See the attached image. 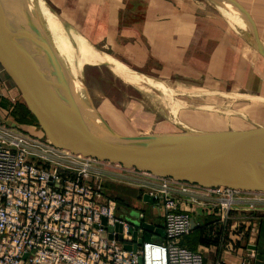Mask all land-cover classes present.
<instances>
[{
	"label": "built area",
	"instance_id": "2783aa9c",
	"mask_svg": "<svg viewBox=\"0 0 264 264\" xmlns=\"http://www.w3.org/2000/svg\"><path fill=\"white\" fill-rule=\"evenodd\" d=\"M6 120L0 118V264H140L141 257V264H203L201 253L181 244L192 230V215L182 205H206L216 195L225 221L239 200L251 210L264 203V192L204 188L69 153ZM102 180L150 195L160 207L164 237L151 232L135 250L123 248L132 241L129 229L138 236L143 230L117 215L118 203L105 196ZM118 223L123 241L114 239Z\"/></svg>",
	"mask_w": 264,
	"mask_h": 264
},
{
	"label": "water",
	"instance_id": "95a60500",
	"mask_svg": "<svg viewBox=\"0 0 264 264\" xmlns=\"http://www.w3.org/2000/svg\"><path fill=\"white\" fill-rule=\"evenodd\" d=\"M210 1L229 7L234 31L264 58L260 40L250 35L236 19L234 3ZM0 63L21 92L26 108L45 137L59 149L204 188L264 192L263 126L118 135L102 118L83 85L88 106L101 127L100 130L93 128L68 90L38 13L25 0H0ZM6 123L18 125L9 119ZM142 200L153 203V198L146 193ZM102 222L105 224L104 220ZM191 227H196L193 219ZM122 228L119 223L114 226L118 232L114 239L123 241ZM138 228L143 233L138 236L137 230L129 229L132 241L124 242L123 248L135 250L150 239L151 232L164 237L163 229L147 221L144 215L140 217Z\"/></svg>",
	"mask_w": 264,
	"mask_h": 264
},
{
	"label": "rangeland",
	"instance_id": "374dc122",
	"mask_svg": "<svg viewBox=\"0 0 264 264\" xmlns=\"http://www.w3.org/2000/svg\"><path fill=\"white\" fill-rule=\"evenodd\" d=\"M25 1L36 6H34L35 10L40 17L47 37L53 42L56 49L61 51H59V54L62 53V55L60 54L58 57L62 63H64L63 60L65 61L63 69L67 75V79L73 84L75 92L78 93L77 91H79L81 96L86 98L87 106L86 92H88L93 105L102 118L118 135L133 136L137 134H154L155 132H182L186 128H183L172 120L169 114L172 110L168 111V109H165V104L163 101L160 104V99L173 96L174 100L194 103L196 105L201 102L196 96L203 92L205 94L211 93L202 102L208 104V106L210 105L211 109H192L187 106V108L180 107L177 110L174 107V110L177 111L176 115L173 114V116L177 117L185 125L202 131H221L230 128H245L247 126L254 127L256 123L264 125V106L262 105H251L247 102L237 101L230 106L233 110H240L239 112L235 111L237 113L232 110L229 113H225V111L216 109L221 104L218 103L220 97L211 92V88L213 87L212 81L207 77L203 80L184 79L182 76H174L172 72L167 71V67L163 68V71L158 72L156 71L157 68L146 70L147 68L141 65L142 61H139L137 57L135 58L132 50L137 39L136 35L131 33L133 30L124 28L123 22L110 21L112 16L117 17L116 11L118 9H124L113 6H111L113 9H110L106 1L102 2L101 6H95L98 0ZM171 3L175 6V3L182 4L183 6L187 4L189 10L200 7V11L202 10L206 15L213 17L212 19H220V25L226 22L231 26L229 20L227 19V21L220 14L221 11H217L207 0H171ZM48 22L51 23V26H49ZM207 27L213 29L212 26ZM75 37L79 42L77 45L74 44V46L72 39H75ZM84 43H87L91 49L86 48ZM92 47L101 53L103 52L109 59L98 57ZM144 47L150 50L149 44L144 45ZM125 49L128 50L126 55L122 53V50ZM130 49L132 53H129ZM70 50H72L71 53H69ZM209 50L210 48H208ZM121 54L124 55L122 56L123 59L120 57ZM132 58L133 62L131 61ZM107 61L117 63L118 68H114L116 72L124 69L125 71H137L148 75V77H152L157 82L161 81L165 83L166 87L172 88L175 94H169V89L168 93L164 92V90L161 92L158 88L159 92L154 89L156 93H146L143 90L135 89L125 84L121 79H118L107 67ZM68 67L71 69L69 70ZM83 85L87 89L86 92L83 89ZM2 87L4 90L12 89L16 94V98H18V101L12 99L8 101L6 97H3L0 105L8 110L7 114H5L6 116L4 115L3 118L6 117L5 119L15 122L23 130L35 136L45 137V133L39 124L36 121L33 122L30 118L31 116L25 112L23 108V104L25 103L21 92L18 91L11 76L7 74L0 63V88L2 89ZM192 89L198 90L194 93L196 96L190 95L186 91ZM223 90L235 91L233 93H241L243 96L253 97L254 95L242 93L240 90L228 86L221 88V91ZM89 111L92 113L90 106ZM102 181L105 196L108 194L111 198L121 202V204H117V215L122 220L130 222L134 227H139L142 215L146 217V220H149L152 205L142 200L144 191L140 187L127 185L123 182L119 183V181ZM159 222L160 224L162 223L161 221Z\"/></svg>",
	"mask_w": 264,
	"mask_h": 264
},
{
	"label": "crops",
	"instance_id": "0c3cea01",
	"mask_svg": "<svg viewBox=\"0 0 264 264\" xmlns=\"http://www.w3.org/2000/svg\"><path fill=\"white\" fill-rule=\"evenodd\" d=\"M105 1L110 9L113 6L127 11L118 9L117 17L112 16L110 21L123 22L124 28L133 30L131 33L137 39L132 50L146 70L157 68L158 72L167 67L174 76L184 79H211L212 90L220 91L228 86L264 98V58L226 22L220 25V19H212L200 11V7L189 10L187 4L175 3V6L171 0H98L95 6ZM231 2L236 7L239 24L264 46V0ZM225 7L230 13L229 7ZM146 44L150 45V50L145 49ZM127 52V49L122 50L124 55ZM124 55L120 57L123 59ZM6 90L0 88V102L3 97L8 101L18 99L12 89ZM7 111L0 105V118ZM256 126L264 125L257 123ZM217 200L213 195L204 200L206 205L190 201L182 205L190 211L196 227L181 244L189 251L201 253L203 264H241L243 260L249 264H264V203L256 204L257 209L251 210L247 201L239 200L230 209L229 217L221 221ZM147 204L152 205L147 221L160 226V207L155 203ZM156 238L162 239L158 234Z\"/></svg>",
	"mask_w": 264,
	"mask_h": 264
},
{
	"label": "bare ground",
	"instance_id": "6f19581e",
	"mask_svg": "<svg viewBox=\"0 0 264 264\" xmlns=\"http://www.w3.org/2000/svg\"><path fill=\"white\" fill-rule=\"evenodd\" d=\"M29 1V0H27ZM210 1V0H209ZM211 2V1H210ZM45 3V2H44ZM213 3V2H211ZM31 4V3H30ZM215 6L221 11L222 15L229 20V23H230V13L227 11L226 7L224 4H221V3H214ZM32 7H34L35 5L31 4ZM36 7V6H35ZM34 7V8H35ZM39 8V7H38ZM55 16V15H54ZM56 17V16H55ZM58 19V17H56ZM61 21V20H60ZM49 26H51V23L48 22ZM231 24V23H230ZM57 25V24H56ZM72 33V32H71ZM47 36V34H46ZM47 39L49 40V38L47 37ZM73 40V45H77L79 40L76 39H72ZM50 41V40H49ZM50 46H51V50L53 51L55 57H57V59L59 60V63L61 65V71L62 73L64 74V78H65V81H66V84H67V87H68V90L71 91V95L74 99V102L76 103V105L79 107V109L81 110L84 118L88 121V123L91 124V126L93 128H95L96 130H100V125L98 122H96V119L94 117V115L89 111V106H87V103H86V98L85 97H82L81 96V93L79 91H77L78 93L75 92V89L73 87V84H71V81L67 79V75L65 74V71L63 69V64L65 63V61L63 60L64 63L61 62V60L59 59L58 56H60V54L62 55V53L59 54V51L56 49V47L54 46L53 42L50 41ZM86 48H90V46L87 44V43H84ZM74 45V46H75ZM80 48V47H79ZM82 48V46H81ZM84 48V47H83ZM94 53L96 55H98V57L100 56L101 58H105V59H109L107 55H105L103 52L101 53L100 51L96 50V48L92 47ZM72 50H70L69 53H71ZM61 52V51H60ZM66 54V53H65ZM63 57V56H62ZM65 58V57H64ZM66 59V58H65ZM108 64H107V67H109L110 71L118 78V79H121L125 84H128L130 86H132L133 88H137L139 90H143L144 92L146 93H156V91L159 92V90L162 92L164 90V92L168 93L169 91V94L171 93H174L172 91V88L169 89L168 87H166L165 83H162L161 81L157 82L155 81L152 77H148V75H144L142 73H139V72H134V71H125L124 69H121L119 70V72H116L114 70V68H118L117 66V63H113L112 61L109 62L107 61ZM115 62V61H114ZM67 63V62H66ZM122 68V67H121ZM69 69V67H68ZM71 69V68H70ZM69 69V70H70ZM161 82V83H160ZM157 88L159 90H157ZM156 91H155V90ZM169 89V91H168ZM188 93H190V95H194V93L198 90H195V89H192V90H186ZM185 91V92H186ZM211 91V90H210ZM209 92V91H208ZM212 93H214V95H218V97H220V100L218 103H221L219 105V107H216V109H218L219 111H225V113H229L231 112V110L233 112L237 111V110H233L232 108H230V106L234 103V102H237V101H240V102H247L251 105L253 104H256V105H263L264 106V98L263 97H259L257 95H253V97L251 96H243L240 94H236V93H233V92H230V91H214L212 90L211 91ZM79 94V95H78ZM175 94V93H174ZM177 94V93H176ZM181 94V93H180ZM173 95V94H172ZM211 93H200L199 95H194L196 96L199 100H201V102H199V104H196L194 105V103H186L184 101H178V100H174L173 96L171 97H165L164 99H160V104L162 103V101L164 102L165 104V109H168V111H170V115L172 117V120H174V122H176V124H179L180 126H182L183 128H189V129H193V130H198L196 128H193L189 125H185L184 123L180 122V120H178L177 117H174V115H176V111L178 110V108H187V106L189 108H192V109H195V108H199V109H211L212 107L208 104H204L202 103L203 102V99H205L206 97L210 96ZM160 98V97H159ZM175 102V103H174ZM174 107L177 108V110L175 111L174 110ZM215 110V109H214ZM217 110V111H218ZM240 110H238L237 112H239ZM172 112V113H171ZM235 112V113H237ZM257 124V123H256ZM264 127V126H263ZM230 130H237L235 128H230ZM142 131V130H141ZM202 131V130H201ZM149 132V131H148ZM146 133V132H145Z\"/></svg>",
	"mask_w": 264,
	"mask_h": 264
},
{
	"label": "trees",
	"instance_id": "16d2710c",
	"mask_svg": "<svg viewBox=\"0 0 264 264\" xmlns=\"http://www.w3.org/2000/svg\"><path fill=\"white\" fill-rule=\"evenodd\" d=\"M23 104V103H22ZM23 108H24V110H25V112L29 115V116H31L30 118L33 120V122L35 121V119L33 118V116H32V114L31 113H29L30 111L25 107V104H23ZM20 121H22V120H20ZM25 121V120H24ZM117 201V200H116ZM117 203L118 204H121V202H119V201H117Z\"/></svg>",
	"mask_w": 264,
	"mask_h": 264
}]
</instances>
